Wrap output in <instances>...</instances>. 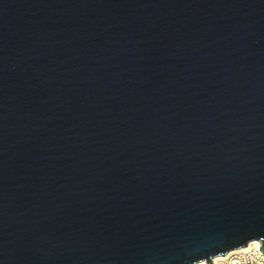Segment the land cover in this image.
Instances as JSON below:
<instances>
[{
  "label": "water",
  "instance_id": "obj_1",
  "mask_svg": "<svg viewBox=\"0 0 264 264\" xmlns=\"http://www.w3.org/2000/svg\"><path fill=\"white\" fill-rule=\"evenodd\" d=\"M264 255V0H0V264Z\"/></svg>",
  "mask_w": 264,
  "mask_h": 264
},
{
  "label": "built area",
  "instance_id": "obj_2",
  "mask_svg": "<svg viewBox=\"0 0 264 264\" xmlns=\"http://www.w3.org/2000/svg\"><path fill=\"white\" fill-rule=\"evenodd\" d=\"M247 246L231 251L224 256L216 257L211 260V263L212 264H264V255L259 251L261 245L259 248L257 246H249V247ZM197 264H207V262L204 261Z\"/></svg>",
  "mask_w": 264,
  "mask_h": 264
},
{
  "label": "bare ground",
  "instance_id": "obj_3",
  "mask_svg": "<svg viewBox=\"0 0 264 264\" xmlns=\"http://www.w3.org/2000/svg\"><path fill=\"white\" fill-rule=\"evenodd\" d=\"M249 246H257L259 248L260 247V243L254 241V242L250 243L247 247H249Z\"/></svg>",
  "mask_w": 264,
  "mask_h": 264
}]
</instances>
